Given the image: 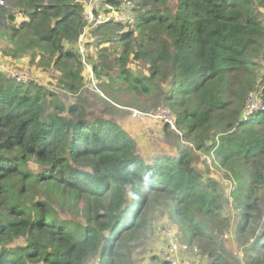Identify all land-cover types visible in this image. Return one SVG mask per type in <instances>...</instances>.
<instances>
[{
  "label": "trees",
  "instance_id": "1",
  "mask_svg": "<svg viewBox=\"0 0 264 264\" xmlns=\"http://www.w3.org/2000/svg\"><path fill=\"white\" fill-rule=\"evenodd\" d=\"M90 1L6 0L5 67L21 55L39 57L62 89L78 92ZM106 2L131 20L95 26L96 54L86 55L93 76L107 90L158 100L190 145L146 161L116 122L73 118L76 105L0 66V264H129L150 197L167 199L189 243L210 245L209 264H235L209 233L226 223L220 185L196 161L212 157L232 181L244 231L261 215L264 188V108L243 117L251 92L261 89L264 99V0ZM134 61L147 74L130 67ZM56 206L75 212L63 216ZM248 264H264V256Z\"/></svg>",
  "mask_w": 264,
  "mask_h": 264
},
{
  "label": "rangeland",
  "instance_id": "2",
  "mask_svg": "<svg viewBox=\"0 0 264 264\" xmlns=\"http://www.w3.org/2000/svg\"><path fill=\"white\" fill-rule=\"evenodd\" d=\"M122 1L124 2L123 7H130L129 5L136 2V0ZM5 4L6 0H4L3 5ZM98 4L100 13L108 8L103 2H98ZM6 6L9 7L7 4ZM118 18L115 16L114 21H120L117 20ZM127 19L129 20V17ZM104 21L106 20L104 19ZM87 24L89 26L86 27L85 33L79 38L81 43L89 41V44L86 53L84 50L83 52L80 51L84 55L86 64L83 70V83L76 93L62 89L57 82V72L52 64L49 61H39V57L33 59L30 55H21L12 61V65L7 67H5L6 61L0 59V66L9 72L10 77L17 75L26 82L32 80L40 84L41 87L54 91L60 103L66 106L76 105V112L72 115L73 118L80 116L81 119L88 121L105 119L116 122L131 135L135 141L137 153L146 161H151L158 155H175L181 148L190 145L188 142L183 141L177 128L174 129L170 126L164 128L168 124L166 120L171 121V116L165 105L162 103L157 104L158 100L148 97H134L123 90L111 91L101 86V81L93 76L90 63L86 57L89 54L94 58L96 54L90 36L94 35V28L99 23H93L92 20H89ZM130 67L147 74V66L139 61L130 63ZM261 74L262 72L259 76ZM260 85L264 88V79ZM254 92L262 93L261 89H256ZM48 107L52 109L50 105ZM211 159L212 157L201 154L197 158L196 167L202 171L203 175L210 176L218 181L223 204L222 213L226 217V223L225 226L213 227L209 233L213 235L216 247L222 249L228 260L235 264H248L250 261L260 263L262 256H264V241L261 244L257 241L264 233V188L260 193L258 202L261 215L252 217L247 228L242 232L238 231L237 227L242 219L239 209L230 196L233 183L223 170L218 169L210 161ZM148 202L149 204L146 205L144 210L146 227L139 233L131 249L127 251L129 264L152 262L171 264L163 254V250L170 241L179 244L182 262L186 258L191 259L194 256H199L196 264H209L207 254L210 245L202 240L188 242L182 227L172 216L171 210L173 207L167 199L165 197H150ZM56 208L63 216H71L75 212L74 209H62L58 206ZM168 231L171 235L167 234ZM256 244L258 246H255ZM165 259L168 263H163ZM87 264L98 263L95 258H92Z\"/></svg>",
  "mask_w": 264,
  "mask_h": 264
},
{
  "label": "built area",
  "instance_id": "3",
  "mask_svg": "<svg viewBox=\"0 0 264 264\" xmlns=\"http://www.w3.org/2000/svg\"><path fill=\"white\" fill-rule=\"evenodd\" d=\"M106 1L107 0H91L90 1L91 3L89 2L90 4L86 9L85 19L88 22L89 20H92L93 23H100V22H103L104 19L106 21H108L111 18L115 19V16L119 17L117 20L128 18V17H123V15L118 11L116 7L111 6ZM98 2H103L108 7L105 9V12L100 13V10L98 8V5H99ZM3 4H4V0H0V5H3ZM88 14L90 16V19H89V16H87ZM129 20H131L130 17H129ZM82 36L83 35H81L80 37ZM263 108H264V99L262 98V95L257 92L256 93L251 92L246 101V109L243 112V117L244 118L249 117L257 109H263ZM170 118H171V121L166 120V122H168L171 125V127L174 128L175 125H174L173 118L172 117ZM167 234L171 235L170 231H168ZM182 251H183V247H182ZM163 254L171 264H196L197 259L199 257V256H194L191 259L186 258L184 259V262H182L180 259L181 257L180 246L177 242H174V241H170V243L166 245L165 249L163 250ZM165 261L166 263H168L166 259Z\"/></svg>",
  "mask_w": 264,
  "mask_h": 264
},
{
  "label": "clouds",
  "instance_id": "4",
  "mask_svg": "<svg viewBox=\"0 0 264 264\" xmlns=\"http://www.w3.org/2000/svg\"><path fill=\"white\" fill-rule=\"evenodd\" d=\"M170 114V113H169ZM170 116L172 117V115L170 114ZM173 118V117H172ZM174 121V119H173ZM169 124V123H168ZM174 125H175V122H174ZM169 126L171 127V125L169 124ZM176 128V126L174 127V129Z\"/></svg>",
  "mask_w": 264,
  "mask_h": 264
}]
</instances>
